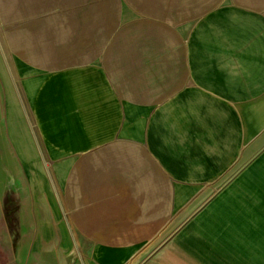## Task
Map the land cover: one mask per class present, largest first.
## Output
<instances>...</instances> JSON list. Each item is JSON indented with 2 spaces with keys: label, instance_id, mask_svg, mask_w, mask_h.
I'll use <instances>...</instances> for the list:
<instances>
[{
  "label": "crops",
  "instance_id": "crops-1",
  "mask_svg": "<svg viewBox=\"0 0 264 264\" xmlns=\"http://www.w3.org/2000/svg\"><path fill=\"white\" fill-rule=\"evenodd\" d=\"M91 3L82 0H0V19L12 21L18 8L25 7L23 10L27 13L31 10L32 13H40L41 17L38 22L30 23V33H25L28 37H34L36 23L50 21L61 26L56 25L51 38L67 35L66 28L70 25L75 30L74 38L82 34L87 36V33L94 35L93 32L99 30L94 35L98 37L103 29L108 28L106 23L114 20L111 19L113 14L109 12V6L119 5L117 20L121 27L116 34L115 44L109 48L102 63L97 62L94 70L60 67L46 75V80L40 86L45 93L51 80L54 82L57 79L58 85H66L60 91L58 108L70 127H75L74 131L64 130L71 140L66 146L52 144L40 129L45 150L48 149L54 157L52 150L59 151L57 163L64 162L73 169L71 175L65 178L56 174L59 193L69 216H66L61 228L55 224V220H60L55 218V213L52 214L54 217L49 227L51 235L48 241L57 239L65 247L70 242L80 245L84 252L90 254V258L97 257L102 264H106V255L113 251H116L113 255L117 254L134 244L130 241L114 243L101 234L103 231L120 230L124 234L133 229L139 231L131 240L136 242L157 233L169 217L178 212L181 198L188 197L191 191L177 186L173 189L171 176L176 180L190 181L221 179L226 176V170H220L226 167L227 160L235 159L236 149L245 155L244 160L252 154V146L248 149L245 147L244 153L241 149L259 129L257 127L250 131H254L253 134L242 144L243 126L236 109L229 103L241 101L233 98L232 94L235 86L246 81L240 76L242 69L253 70L254 78L258 76L255 71L264 70V49L256 47L257 50L242 52L243 49L227 47L223 40L221 43L207 41L203 42L202 47L195 45L190 48L189 37L202 18L216 10L229 9L225 8L227 3L236 11L264 18L260 15L264 13V0H222L214 9L203 14L197 23L182 24L176 29L145 21L134 8V3L128 0L98 2L96 6L102 8L97 7L90 17L82 15L76 8L68 16L62 14L64 7ZM141 3L148 5L144 0ZM53 11L55 15L49 14ZM200 26L203 24L196 28ZM205 32L206 38H209L212 32ZM259 33L258 38L264 35L262 31ZM186 34L188 47L183 41ZM259 42L264 43V40L259 38ZM101 67H104L106 75L100 71ZM68 71L79 72L83 78L101 82L100 85L108 93L115 110L114 122L107 136L100 138L101 141L92 142L85 133L78 131L85 98L70 93V87L66 84ZM188 74L198 87L183 89ZM130 108L140 112L137 124L127 115ZM24 164L27 167L28 162ZM209 174L213 176L208 177ZM182 190L186 191L185 194ZM31 198V212L36 218L35 243L38 215L34 209L32 189ZM128 218L132 219L131 222ZM213 227L208 226V229L215 230ZM61 237L65 239L64 243ZM111 245L119 247L113 248ZM253 245H256L255 248L243 244V252L256 255L253 252L259 244ZM68 252L69 249H66V253L58 255L66 259L67 264L70 260ZM169 256L171 261L175 256L182 257L178 247L171 250ZM187 260L194 263L190 258ZM171 264H178L177 259Z\"/></svg>",
  "mask_w": 264,
  "mask_h": 264
},
{
  "label": "rangeland",
  "instance_id": "rangeland-1",
  "mask_svg": "<svg viewBox=\"0 0 264 264\" xmlns=\"http://www.w3.org/2000/svg\"><path fill=\"white\" fill-rule=\"evenodd\" d=\"M87 1L92 3L64 7L62 14L68 16L76 8L82 15L90 17L97 7L102 8L96 6V3H106L109 0H82V2ZM128 1L134 3V8L137 12L139 11L140 17L145 21L176 29L182 24L197 23L203 14L214 9L222 0H144L148 5H142V0ZM225 8L229 9L216 10L195 25V30L193 29L189 37L190 48L195 45L202 47L203 42L207 41L221 43L223 40L226 45L223 32L225 29L219 27V24L234 14L253 19L257 28L264 25V18L236 11L237 9L234 10L229 3ZM23 9L18 8L12 21L0 19V46L2 45L0 50V264H67L66 259L58 256L66 253V249H69V264H88L89 259L92 262H89L90 264H102L97 257L90 258V254L84 252L80 245L70 242L69 246L65 247L61 246L57 239L48 241L51 235L49 227L54 217L52 214L55 213V218L60 220L59 222L55 220V224L60 225L61 228L62 222L65 221L66 216H69L59 193L56 174L65 178L73 169L72 166L67 167L64 162L57 163L58 156L54 157L48 149L45 150L44 137L40 129L42 128L45 136L54 145L66 146L71 143L70 138L64 134V130H72L70 123L65 120L58 108L60 91L66 86L61 84L57 88L54 85L57 79L54 82L51 80L46 86L45 93L40 87L39 98H36L37 102L34 104L24 93L23 81L32 73L41 72L46 75L52 70L57 71L60 67H84L94 70L96 63H102L109 48L116 42V34L121 27L117 20L119 5L109 6V12L113 14L111 19L114 20L106 23L108 28L103 29L104 31L98 37L94 35L99 30L93 32L94 35L87 33V36L82 34L75 38L72 37L75 33L72 25L66 28L67 35L51 38L52 30L57 26L61 27L60 23L56 24L54 21L36 23L34 37L26 36L25 33H30V23L38 22L41 17L40 13H35L33 10V13L31 10L27 13ZM49 14L55 15V11ZM260 15L264 16V13ZM200 23L203 26L196 28ZM206 30L212 32L209 38H206ZM15 32L21 34H15ZM218 33L220 38H217ZM36 34L45 36H35ZM183 37L188 47L187 34ZM256 39L259 38L256 37ZM256 47L264 49V43L238 48L243 49L242 52L245 50L248 52L257 50ZM100 69L102 73H105L104 67ZM241 71L240 76L243 77L247 70ZM252 71L250 70L251 74ZM255 72L258 76L254 78L255 73H253L250 77L251 82L258 84L256 92L247 91L249 89L247 87L239 88L245 85L242 83L232 94L233 98L241 99V101L229 103L235 109V105L239 106L237 113L244 135L242 144L253 134L254 131L251 133L250 131L257 127L259 129L241 149L244 153L245 147L248 149L252 146L254 147L252 154L244 160L245 155L238 153L240 151L236 149L235 159H230V162L227 160L226 167L220 170V172L226 170L224 173L226 176L221 179L190 181L178 178L176 180L174 176H171L173 189L177 186L191 191L188 197L181 198L179 202L181 207L178 212L172 214L157 233L136 242L131 240L139 231L131 229L124 234H122L124 231L120 230L103 231L101 234L114 243L130 241L129 243L134 244L125 247L117 254L113 255V252H116L113 251L109 253V256L106 255V264H147L149 262L171 264L176 262V259L178 264H264V111L259 102L264 94V70L258 69ZM250 77H243L242 80L249 81ZM192 87L198 86L193 77L188 74L183 89ZM60 99L62 100L61 97ZM21 100L33 122L34 132L41 147L42 156L49 166L57 194L50 183L26 124V118L21 110ZM127 115L137 124L140 112H128ZM245 129L247 136H245ZM27 162L26 167L24 163ZM210 176L213 175L209 174L208 177ZM31 189L35 200L34 209L38 215L35 243L36 218L31 212ZM185 192L182 190L183 194ZM42 195L47 197L46 200L44 199L46 209L43 212L40 205ZM128 220L131 222L132 219L128 218ZM208 226L210 228L214 226L215 230L208 229ZM61 232H63L62 229ZM111 233L113 234L109 236ZM61 239L64 243L65 239L63 237ZM45 242L49 243L44 244ZM255 243L259 244L253 252L256 255L243 252L245 250L243 244L255 248L256 245H253ZM111 247L117 248L119 245H111ZM176 247L180 249L182 257L175 256L171 261L169 253ZM177 252L179 253V250ZM187 258L194 260V263L189 262Z\"/></svg>",
  "mask_w": 264,
  "mask_h": 264
},
{
  "label": "bare ground",
  "instance_id": "bare-ground-1",
  "mask_svg": "<svg viewBox=\"0 0 264 264\" xmlns=\"http://www.w3.org/2000/svg\"><path fill=\"white\" fill-rule=\"evenodd\" d=\"M227 16H229V15H227ZM237 20H238V24H237ZM219 27L225 29V31H223V32H224V35H225L224 39H225L226 45H231V46H234L235 48H238V47L243 48L244 45H255V46H258L260 44V42H259V39L258 40L256 39V37L261 35L259 33V31H262V33H264V25L263 26L261 25L260 28H257L256 27V22L253 19H250L249 17H247L245 15L240 17V16H236V14H234V16H230L226 20H224L222 23H220ZM254 32H255V34H254ZM218 34L220 35V33H218ZM230 37H231V39H227V38H230ZM217 38H220V37H217ZM259 38H260V40H264V35L260 36ZM1 46H0V50H1ZM7 68H8V65H7ZM68 74L69 75H67V77H66V80H67L66 84L68 85V87H70V90H71L70 93H72V95L76 94L77 96H82V97L85 98L84 101H83V104H82V105H84L83 106V110H82L83 114H81L82 117H81V119H79V121H82L81 122L82 124L79 123L77 125L78 131L79 132L82 131L83 133H85L86 136L89 138V140L92 141V142H97L99 140L101 141L102 139H100V138H104L105 136H107L109 127L114 122L113 113L115 112V110H114L113 105L111 103V100H110V98L108 96V93L100 85L101 82L98 83L97 81L92 80V79L87 78V77L83 78L84 76L79 74V72L78 73L77 72L76 73L75 72L69 73V71H68ZM252 74H253V71H252ZM252 74H251L250 71H247L246 74L243 75V77L244 78L245 77H250V75L252 77ZM30 75L28 77H26L24 79V81H23L24 93L28 97L30 102L33 101L34 104H36V102H37L36 98L38 97V95H40L39 94L40 90H41L40 86L42 85V83H44V81L46 80L45 78L48 75L46 76V75L42 74L41 72H37V73L35 72V73L30 74ZM251 77L249 78V81L246 80L244 82L245 83L244 86H241L239 88L247 87V88H249L247 91H249V92L255 91L256 92V89H258V87H256V86H258V84H254L253 82H251ZM57 83L58 82L56 80L54 85L57 88H59L60 85H58ZM240 85H242V83L241 84L239 83L237 86H240ZM62 86H66V85L62 84ZM237 86H235V87L237 88ZM259 102H260V106L261 105L263 106V111H264V94L261 96ZM31 104L33 105V103H31ZM20 105H21V110H22V112L24 114V117L26 118V121H27L26 124H28V128L30 129V133H31L33 141L35 143V147H36V150L38 152V155L40 156V158L43 161L44 169L47 171L50 183H52L54 191L56 192L54 184H53L52 177H51L50 172H49V166H48L44 156H42L43 153H42L41 147L39 145L38 139L36 137V134L34 132V128H33V124H32L33 122H31L30 117H29L28 112H27V109H26L24 103L22 102V100L20 102ZM235 107H236V111L238 112L239 110L237 109V107L239 108V106L235 105ZM127 112L138 113L139 111H137L136 109L130 108V109L127 110ZM226 112H228V111H226ZM77 115H78V113H77ZM77 115H76V117H77ZM17 120H18V118H17ZM68 127H69V123H68ZM73 128H75V127L74 126L71 127V129L74 131ZM246 132L247 131L245 129V136L248 135V134L246 135ZM13 133H14V131L12 132V135H13ZM108 138H110V137H108ZM103 141H104V139H103ZM155 142H156V140H155ZM48 146H49V144H48ZM51 147L53 148L54 146H51ZM51 147H50V149H52ZM20 148L21 147L19 146V149ZM55 150H52V153H55V156L57 157L60 153H59V151L54 152ZM60 152L62 154H64L63 151L60 150ZM57 153H59V154H57ZM62 170H64V168ZM56 194H57V192H56ZM46 198L47 197H45L44 195L40 196V200H41L40 201V205H41L42 212L46 209L45 208V203H44V199L46 200Z\"/></svg>",
  "mask_w": 264,
  "mask_h": 264
}]
</instances>
